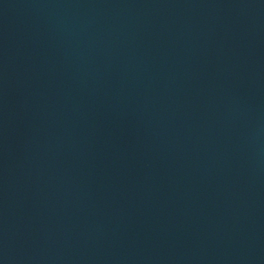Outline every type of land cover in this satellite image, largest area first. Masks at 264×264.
Here are the masks:
<instances>
[{
	"label": "water",
	"instance_id": "water-1",
	"mask_svg": "<svg viewBox=\"0 0 264 264\" xmlns=\"http://www.w3.org/2000/svg\"><path fill=\"white\" fill-rule=\"evenodd\" d=\"M0 264H264V0H0Z\"/></svg>",
	"mask_w": 264,
	"mask_h": 264
}]
</instances>
